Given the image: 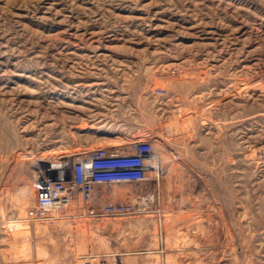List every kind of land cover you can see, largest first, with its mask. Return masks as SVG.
I'll return each mask as SVG.
<instances>
[{"label":"rangeland","instance_id":"1","mask_svg":"<svg viewBox=\"0 0 264 264\" xmlns=\"http://www.w3.org/2000/svg\"><path fill=\"white\" fill-rule=\"evenodd\" d=\"M144 142L173 175L122 201L157 202L28 219L44 167ZM0 264H264V0H0Z\"/></svg>","mask_w":264,"mask_h":264},{"label":"built area","instance_id":"2","mask_svg":"<svg viewBox=\"0 0 264 264\" xmlns=\"http://www.w3.org/2000/svg\"><path fill=\"white\" fill-rule=\"evenodd\" d=\"M158 93L165 88L158 87ZM151 143H134L130 149L98 145L78 159L48 165L35 181V199L28 207L29 220L50 219L56 209L74 202L87 213L93 190L98 183H140L159 178L161 164ZM145 207L138 198L105 203L93 215H125Z\"/></svg>","mask_w":264,"mask_h":264},{"label":"bare ground","instance_id":"3","mask_svg":"<svg viewBox=\"0 0 264 264\" xmlns=\"http://www.w3.org/2000/svg\"><path fill=\"white\" fill-rule=\"evenodd\" d=\"M157 145L158 146H156L155 151H156V154L159 157L158 159L160 161L161 168H162L161 172H160V175H159V179H160L159 180V185H161L160 183H162L161 181H162L163 178L165 179V184L167 185V183L169 182V179L167 178V176L169 175V173H170V176H172L173 172H174V162H173V158L165 151V149H164L165 147H163L165 145L164 144H162V145L157 144ZM35 169L33 170V172H36ZM37 172H38V170H37ZM166 172L168 173V175L165 174ZM162 173H163V176H161ZM129 190H131L130 186L118 185L116 187H113V189H112V191L110 193L112 195V199H118L119 197H121V198L124 197V199H125V198H127L126 194L129 193ZM104 192H103L102 188L95 189L93 197L95 198V200H97V202L103 201V199L101 197V193H104ZM156 193H149L148 197H146L145 200H144L145 204L151 205V204L157 202L158 195ZM132 196L133 197H139L137 195H132ZM19 197L21 198L22 203L25 205V208H26V206L28 204L33 202V200L35 199V182H33V183L32 182L31 183L30 182H25V185L19 191ZM140 198H141V196H140ZM58 210L60 211L61 208L54 210V213H56ZM90 214H93V213L90 212ZM166 223H168V222H166ZM15 227L19 228V229H21V228L25 229L26 226L17 225Z\"/></svg>","mask_w":264,"mask_h":264},{"label":"crops","instance_id":"4","mask_svg":"<svg viewBox=\"0 0 264 264\" xmlns=\"http://www.w3.org/2000/svg\"><path fill=\"white\" fill-rule=\"evenodd\" d=\"M215 95L214 97L212 98H208L207 100H205V104L202 103V107L203 106H209L210 108H212L213 110H215L216 112L218 110H221V113H224V114H228L226 113L224 110H226V108H229V106H232L233 104H235L237 101H235V95H236V92H237V89L235 87H230V86H223V85H220V86H215ZM203 91V90H201ZM201 91L198 93V94H201ZM219 94V95H217ZM202 99V98H200ZM245 104L247 106V108L249 107V96H246L245 97ZM221 121H224L225 118L223 119H220ZM246 122H249V119H248V116H247V119H246ZM100 184H105V183H98L95 185L94 187V190L97 189V188H100L98 185ZM107 184V183H106ZM123 183H113V184H108L110 187H108L107 191L104 192V193H101V197L103 199V201L105 200H110V201H119V200H122L124 197H119L118 199H112V195H111V191L113 189V187H115V185H122ZM125 186V185H123ZM128 194H126V197H128Z\"/></svg>","mask_w":264,"mask_h":264}]
</instances>
